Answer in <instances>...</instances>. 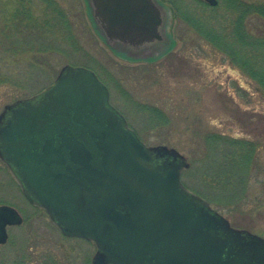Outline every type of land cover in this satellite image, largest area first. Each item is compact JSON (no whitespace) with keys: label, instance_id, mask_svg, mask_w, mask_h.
<instances>
[{"label":"water","instance_id":"water-1","mask_svg":"<svg viewBox=\"0 0 264 264\" xmlns=\"http://www.w3.org/2000/svg\"><path fill=\"white\" fill-rule=\"evenodd\" d=\"M91 5L112 50L164 38L158 0ZM0 159L65 237L95 244L92 264H264V238L233 227L186 188L187 159L146 145L87 67L63 66L42 92L5 106ZM23 222L15 208L0 205V245L9 225Z\"/></svg>","mask_w":264,"mask_h":264},{"label":"rangeland","instance_id":"rangeland-1","mask_svg":"<svg viewBox=\"0 0 264 264\" xmlns=\"http://www.w3.org/2000/svg\"><path fill=\"white\" fill-rule=\"evenodd\" d=\"M159 1L165 7L162 31L165 41L146 48L133 60L128 46L116 45L111 50L103 43L86 13L85 0H57L74 23L85 53L96 60L92 69L85 64V53L74 51L68 44L58 52L56 49L63 43L52 36L44 40L24 33L8 38V18L20 0H0V114L6 105L34 97L49 87L63 66L87 67L108 86L111 103L146 145L173 148L187 159L189 167L182 173L186 188L221 200L217 204L225 207L223 210L210 205L233 227L264 238V94L230 58L186 21L174 16L170 0ZM175 1L183 12L197 16L213 28L215 22L222 23L218 26H229L234 15L225 8L224 0H218L216 7L220 12L206 8L198 0ZM247 1L264 4V0ZM43 5L40 0L31 5L37 16L43 15ZM221 13L228 21H222ZM248 30L253 37L263 35L264 20L252 15ZM44 42L52 48L40 50ZM150 108L162 112L168 124L158 120ZM208 135L256 143L257 166L249 165L246 180L212 181L222 168L218 158L226 165L223 157L231 148L225 143L219 151L212 152L206 146ZM207 189H212L213 194ZM242 194H246V199L236 203L235 195ZM0 205L15 208L24 219L22 225L8 228L9 240L0 246V264H21L23 257L31 261L28 264H92L97 251L95 244L65 237L43 209L26 200L1 159ZM227 205L230 207L226 208Z\"/></svg>","mask_w":264,"mask_h":264},{"label":"trees","instance_id":"trees-1","mask_svg":"<svg viewBox=\"0 0 264 264\" xmlns=\"http://www.w3.org/2000/svg\"><path fill=\"white\" fill-rule=\"evenodd\" d=\"M34 1L35 0H20L19 6H17L18 9L15 8V12L13 11L14 14L12 13L13 15L11 14L8 18L9 25H7L6 30H8L9 33L7 37L11 38L16 34L21 35L28 33L30 36L34 35L46 40L50 39L52 36L54 40L63 43V45H60L59 48L56 49L58 52H60L64 44H68L67 46L73 48L74 51L85 53L80 37L75 33L74 23L68 16V12L65 11V8L60 5L57 0H40L44 4L43 15L37 16L31 6ZM198 1L203 3L206 8L220 12V10H217V7H210L205 2L201 0ZM169 3L171 4L170 6H173L171 8L175 12L174 16L186 21V23L192 26L203 39L209 40L214 47L225 54L227 58H230L231 63L243 71L251 80H254L260 87V92L264 94V34L253 37L248 30V20L252 15L255 14L260 16L264 20V4H255L247 0H224L225 8L233 12L234 15L231 18L229 26H218L222 23L215 22V27L213 28V25H208V23L202 21L197 16L194 17L191 13L186 11L183 12L182 7L175 0H170ZM221 14H219V17L222 21H228V19L225 18L226 16L224 17V15ZM45 43L46 42L42 44L40 50L45 51L52 48L47 47L49 46L48 42L46 45ZM65 50L66 49H62L63 52H66ZM84 55L87 67L94 69L93 66H96V60L89 57L87 53ZM97 65L100 67L98 62ZM150 111L156 114L158 120L161 119L168 124V118L162 112L154 108H150ZM205 141L207 148H211V150H213L212 152L216 150L219 151V148L225 143L231 148L228 152L226 151L227 153L223 157V161L226 162V165L218 158V161L223 163L221 164L222 168L220 167L221 171L218 172L220 174L213 176L212 181H220V178H222V180L224 179L223 182L227 180L229 182L242 183L247 179L248 170L250 169L249 165L254 163V166H257L255 159H257L256 153L258 147L253 140L234 137L232 139H227L223 136L208 135ZM227 184L231 185L230 183ZM196 187L201 191L198 186ZM210 190L212 189H207L209 193L213 194ZM196 193L207 199L214 208L223 210V206L217 204V202H222L221 200H212L211 197L208 196L209 198H207L201 193H198V191ZM244 197H246V194L244 196L243 194L240 196L235 195L236 199L234 201H236V203L241 202L246 199ZM244 203V206H246V202ZM229 207L228 205L226 206V208ZM20 260L21 264H28L31 262H28L27 257H23V259Z\"/></svg>","mask_w":264,"mask_h":264},{"label":"flooded vegetation","instance_id":"flooded-vegetation-1","mask_svg":"<svg viewBox=\"0 0 264 264\" xmlns=\"http://www.w3.org/2000/svg\"><path fill=\"white\" fill-rule=\"evenodd\" d=\"M84 4L86 5V13H87V15H88V17H89V19L91 21L93 29L97 33H99V35H100V30L101 29L98 27L97 24H95V22L92 19V15L95 12V10H94V7L91 5V0H85ZM164 22H165V20H164ZM163 27H162V29H163ZM100 37L104 41V39L102 38L101 35H100ZM158 42H160V43L164 42V38H163L162 41H148V42H143L142 44H139V45H130L131 47H126V48L130 49L128 53H130L131 57L134 58L133 60H135L136 58L139 57L138 56L139 54L143 53V51L145 52L146 48L152 47L155 44H156L155 46H157ZM116 45L121 46L122 44H117L116 43Z\"/></svg>","mask_w":264,"mask_h":264}]
</instances>
